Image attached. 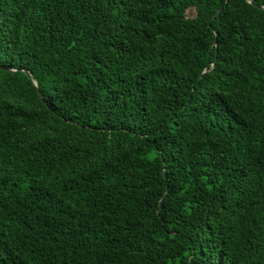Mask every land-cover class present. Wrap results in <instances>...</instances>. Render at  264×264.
<instances>
[{
	"label": "trees",
	"instance_id": "1",
	"mask_svg": "<svg viewBox=\"0 0 264 264\" xmlns=\"http://www.w3.org/2000/svg\"><path fill=\"white\" fill-rule=\"evenodd\" d=\"M260 7L0 0V264H264Z\"/></svg>",
	"mask_w": 264,
	"mask_h": 264
},
{
	"label": "water",
	"instance_id": "2",
	"mask_svg": "<svg viewBox=\"0 0 264 264\" xmlns=\"http://www.w3.org/2000/svg\"><path fill=\"white\" fill-rule=\"evenodd\" d=\"M262 10H264V7H260ZM220 10V9H219ZM218 10V11H219ZM217 43L216 42H214V45H216ZM212 66H214V64L212 65ZM24 73L26 74V76L28 77V78H31L30 77V74L28 73V71H24ZM33 83V85L35 86V89H36V91H37V95H38V98L40 99V101H42V98H41V96H40V94H39V92H38V90H37V87H36V83L33 81L32 82Z\"/></svg>",
	"mask_w": 264,
	"mask_h": 264
}]
</instances>
